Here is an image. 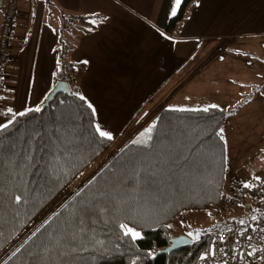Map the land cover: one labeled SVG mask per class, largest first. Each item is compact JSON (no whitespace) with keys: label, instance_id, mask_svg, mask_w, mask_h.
I'll return each instance as SVG.
<instances>
[{"label":"trees","instance_id":"1","mask_svg":"<svg viewBox=\"0 0 264 264\" xmlns=\"http://www.w3.org/2000/svg\"><path fill=\"white\" fill-rule=\"evenodd\" d=\"M194 2L183 0L168 20L169 33ZM89 17L76 16L79 22ZM76 67L81 66L70 64L67 76L59 70L57 80H69ZM87 105L71 89V95L58 93L40 112L18 116L0 131V251L111 143L95 133L96 113ZM204 108L160 109L147 145L132 143L147 139L139 132L0 264H194L208 251L221 222L197 241L158 252L170 243L172 219L182 211H212L229 189L226 143L220 139L229 112L220 106ZM16 195L27 203L17 204ZM249 196L257 205L264 203V187ZM240 197L239 206L250 208L246 196ZM86 202L90 212H81L68 229ZM121 225L140 232L141 238L125 235Z\"/></svg>","mask_w":264,"mask_h":264},{"label":"rangeland","instance_id":"2","mask_svg":"<svg viewBox=\"0 0 264 264\" xmlns=\"http://www.w3.org/2000/svg\"><path fill=\"white\" fill-rule=\"evenodd\" d=\"M1 14L2 6H0V23L3 25L4 14L2 17ZM15 14L17 13L15 12ZM64 19L63 21L66 23V19ZM134 39L137 45L134 81L102 80L100 77L96 80L95 74L90 71L81 72L79 70L77 72L75 70V72L70 73L73 77L71 87L76 94L80 92L83 84L87 94L94 91L98 85L102 89L109 88L110 84L120 85L121 88L115 89V95L107 107L97 105L99 115L96 114V117L99 118L100 116L101 118L98 123L104 130L112 134L113 139L98 157L69 180L37 216L0 251V263L58 207L91 179L121 147L132 141L138 132L147 129L154 121L156 112L160 108L195 109L211 105L223 107L229 112L221 129H223L222 133L226 143L228 166L232 169L233 176L242 183L258 184L264 180V37H250L249 40L245 41L247 44L244 45L237 42L224 46L216 40L208 42L200 39L194 41L195 47V45H189L190 42H185V62L190 59L193 52H195L194 60H189L179 71L177 70L178 72L176 71L177 73L171 82H167L169 87L165 85L161 87L164 83V75L163 73L155 74L157 65L152 64L150 66L139 62L138 49L151 55L152 60L156 53V50L152 53L150 48L145 46L147 43L144 44L143 42L144 33H135ZM61 45L56 47L60 54L54 74H58L60 70L67 76L70 64L68 59L63 56ZM9 64L15 65V62L12 60L3 62L2 74L5 77L14 75L17 81L18 74L14 72L10 75ZM151 67L153 73L149 71ZM172 67L174 68V66ZM25 68L28 69L27 75L30 74L26 87L30 88V83L35 80L36 76L33 83H35L34 87L37 91L41 87L39 78L47 75L48 69L40 66L36 72L33 65H27ZM76 68L78 69V67ZM170 69L169 66V72ZM132 76L131 73L130 77ZM10 81V84L14 85V82ZM173 84L176 88L170 90ZM261 92L262 95H259ZM97 96L98 103L100 98L98 94ZM3 99L5 107L12 108L15 112L16 96L12 93L6 99L3 96ZM44 99L39 104H35V108L42 106ZM95 100L93 96V102ZM1 104L0 124L6 123L11 115H5L7 112ZM257 176L260 177L259 180L255 179ZM246 198L251 202L250 208L233 207L224 214L215 215L211 210L202 209L182 211L169 222L171 238L187 236L192 241H197L202 234L209 232L212 228L217 227L218 229V221L225 218L248 220L257 208V203L253 196L248 195ZM190 232L193 233L192 236L188 235Z\"/></svg>","mask_w":264,"mask_h":264},{"label":"crops","instance_id":"3","mask_svg":"<svg viewBox=\"0 0 264 264\" xmlns=\"http://www.w3.org/2000/svg\"><path fill=\"white\" fill-rule=\"evenodd\" d=\"M5 1L0 0L1 17L5 14ZM193 1L187 17L176 30L169 33L166 27L172 16L173 0H14L17 14L15 20L13 18L7 51L13 55L12 62H15V65L9 64L10 75L17 72L18 78L17 81L14 75L4 78V84L0 87V104L2 102L1 105L5 107L3 96L6 99L13 93L16 96L14 108L18 113L35 108V104L45 98L57 81L54 73L60 54L56 48L59 44H62L63 56L68 59V63L81 66L77 72L90 71L95 74L96 80L100 77L102 80L134 81L137 54L134 34L143 32V42L147 43L145 46L152 53L156 50V53L152 60L151 55L138 49L139 62L157 65L155 74L164 75L161 87H169L167 82H171L175 73L186 62L194 60L195 52L185 62V42L195 47L194 41L200 39L208 42L216 40L224 46L237 42L244 45L250 37H264V0ZM78 15L91 17L79 22L76 18ZM93 19L97 20L95 25L88 23ZM2 27L0 23V38ZM27 65L35 66L36 72L40 66L48 69V74L39 78L41 87L37 91L33 83L36 76L30 88L26 87L30 78L25 68ZM149 71L153 73L152 67ZM10 80L14 85L10 84ZM68 81L71 86L72 75H69ZM119 86L110 84L109 88L102 89L98 85L87 94L83 84L78 95L87 96V102L99 115L97 105L107 107L115 95V89L121 88ZM174 86L170 90L176 88ZM97 94L100 98L98 103ZM93 96L96 99L94 102ZM8 108L5 107L6 112ZM100 120V116L96 117L97 124Z\"/></svg>","mask_w":264,"mask_h":264},{"label":"built area","instance_id":"4","mask_svg":"<svg viewBox=\"0 0 264 264\" xmlns=\"http://www.w3.org/2000/svg\"><path fill=\"white\" fill-rule=\"evenodd\" d=\"M16 7L14 0L5 1V14L0 38V78L2 63L11 61L13 55L5 50L12 30V19ZM229 189L225 190L212 212L225 213L229 208L241 204L240 196L254 195L264 187V180L252 188L240 186L239 180L227 168ZM256 217V219H253ZM212 237L208 251L199 256L194 264H264V203H258L257 208L248 220L237 221L226 218V222ZM249 253H253L249 255Z\"/></svg>","mask_w":264,"mask_h":264},{"label":"snow or ice","instance_id":"5","mask_svg":"<svg viewBox=\"0 0 264 264\" xmlns=\"http://www.w3.org/2000/svg\"><path fill=\"white\" fill-rule=\"evenodd\" d=\"M182 3H183V0H173V6L171 8V13H170L172 16H176L178 14ZM88 23H91V24L95 25L97 23V20H95V19L89 20ZM89 30H91V29H89ZM84 63H87V61H84ZM79 98L81 100H86V98L84 96H82V95H80ZM87 106H88V108L92 109V112L94 114L95 113V109L93 108L92 104L91 103H88ZM211 107L212 108H216L218 106L217 105H211ZM181 110H184V109H181ZM208 110H209L208 108H204L203 109V111H205V112H207ZM33 111L40 112L41 111V108L40 107H36L34 109L29 108V109H26L25 111L18 112V113L17 112H14L12 108H8L7 109V113L5 115L11 114L10 115V118L7 119V122L6 123L0 124V131L6 130L10 125H12L15 122V120H16V118L18 116H21L22 117V116H25L28 112H33ZM154 128H155V124L150 125L147 129L144 130L143 133L140 134L142 137L145 136V135H147V139L146 140H144V139H137V140H133L132 143L133 144H140V145H147L148 141H150L152 139L151 133L153 132ZM222 131H223V129H221V132ZM95 133L98 134V136L100 138H103L105 140H109L110 141V140L113 139L112 134L109 131L104 130L102 128V126L99 125V124H96L95 125ZM223 138H224L223 136L220 137V139H223ZM255 179L259 180L260 177L257 176ZM243 186H244V188H252L255 185H253L251 182H246V183H244ZM101 195H102V193H101ZM14 200H15V202L17 204L21 203L22 201L24 203H27V201L24 200L23 197L20 196V195H16L14 197ZM81 212H83L85 214H87V213L90 212V206H89V204L87 202L84 203V204H82L80 206V208L77 209V211L75 213V216H74V220L72 222L67 223V228L68 229H71L72 223H75L76 221H79L80 220V213ZM253 219H256V217H253ZM241 223H243V221H241ZM121 228H126V226L125 225H121ZM37 231H39V229H37ZM33 235H35V233H33ZM125 235H131V237H132L133 240H136L138 238H141V233L138 232V231H135L132 228H126ZM188 235L189 236H192L193 233L190 232V233H188ZM68 238L69 239H74V237H68ZM198 238H199V236L197 234V239ZM252 254L253 253H249V255H252Z\"/></svg>","mask_w":264,"mask_h":264},{"label":"water","instance_id":"6","mask_svg":"<svg viewBox=\"0 0 264 264\" xmlns=\"http://www.w3.org/2000/svg\"><path fill=\"white\" fill-rule=\"evenodd\" d=\"M58 93H65L71 95V86L68 80H57L52 87V89L47 93L43 104L41 106V110L44 109L51 101L52 99L58 94ZM246 208H248V205H245ZM191 242V239L187 236H178L170 238V243L165 248L160 250L158 253H167L174 249H176L179 246H183L186 244H189Z\"/></svg>","mask_w":264,"mask_h":264},{"label":"bare ground","instance_id":"7","mask_svg":"<svg viewBox=\"0 0 264 264\" xmlns=\"http://www.w3.org/2000/svg\"><path fill=\"white\" fill-rule=\"evenodd\" d=\"M219 214V213H218ZM220 214H224V213H220ZM226 219V218H225ZM224 220V219H223Z\"/></svg>","mask_w":264,"mask_h":264}]
</instances>
